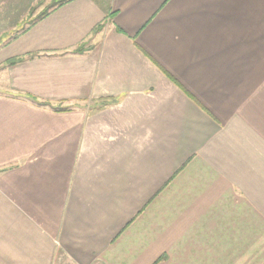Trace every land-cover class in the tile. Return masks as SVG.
Listing matches in <instances>:
<instances>
[{"label":"crops","instance_id":"obj_1","mask_svg":"<svg viewBox=\"0 0 264 264\" xmlns=\"http://www.w3.org/2000/svg\"><path fill=\"white\" fill-rule=\"evenodd\" d=\"M54 1L0 0L50 9L0 44V264H264V0Z\"/></svg>","mask_w":264,"mask_h":264},{"label":"rangeland","instance_id":"obj_2","mask_svg":"<svg viewBox=\"0 0 264 264\" xmlns=\"http://www.w3.org/2000/svg\"><path fill=\"white\" fill-rule=\"evenodd\" d=\"M44 7L37 6V9H32L31 11H20L17 15L15 14V18H13L11 21L7 20L2 25L0 24V44L4 45L6 43V40H8L11 36H13L17 32L23 31L31 22H33V19L38 18V16L44 12ZM10 21V22H9ZM9 22V23H8ZM12 22V23H11ZM13 22H19L17 25H14Z\"/></svg>","mask_w":264,"mask_h":264},{"label":"trees","instance_id":"obj_3","mask_svg":"<svg viewBox=\"0 0 264 264\" xmlns=\"http://www.w3.org/2000/svg\"><path fill=\"white\" fill-rule=\"evenodd\" d=\"M70 1H72V0H56V1H54V2L52 3V5H51V9H54V8H56V7H59L60 5H63V4H65V3H67V2H70ZM49 10H50V9H49ZM49 10H45L44 12H42V13L38 16V18H36L34 21H37V20L43 18L46 14L49 13ZM34 21H33V22H34ZM33 22H31L28 26L32 25ZM28 26H27L25 29H23V31H21V32H24L25 30H27ZM12 38H14V36H13ZM12 38H11V39H12ZM81 50H82V48L79 47V48H77V49L75 50V52H80ZM30 57H32V56H30ZM21 61H23V58L9 59V60H7V61L5 62V66H7V65H13V64L18 63V62H21Z\"/></svg>","mask_w":264,"mask_h":264}]
</instances>
